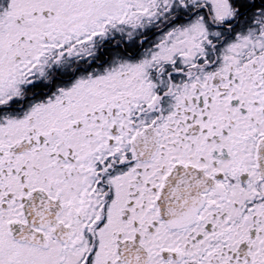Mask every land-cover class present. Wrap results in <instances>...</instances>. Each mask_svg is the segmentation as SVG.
Here are the masks:
<instances>
[{
	"label": "snow or ice",
	"instance_id": "1",
	"mask_svg": "<svg viewBox=\"0 0 264 264\" xmlns=\"http://www.w3.org/2000/svg\"><path fill=\"white\" fill-rule=\"evenodd\" d=\"M0 264H264V0H0Z\"/></svg>",
	"mask_w": 264,
	"mask_h": 264
}]
</instances>
